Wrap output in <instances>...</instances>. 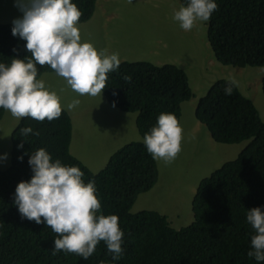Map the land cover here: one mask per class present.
Returning <instances> with one entry per match:
<instances>
[{
    "label": "trees",
    "instance_id": "trees-1",
    "mask_svg": "<svg viewBox=\"0 0 264 264\" xmlns=\"http://www.w3.org/2000/svg\"><path fill=\"white\" fill-rule=\"evenodd\" d=\"M186 4L187 0H178ZM81 11L77 24L87 22L97 0H73ZM218 8L205 22L207 40L214 59L224 66L264 69V0H216ZM11 24H0V62L30 57L25 41L11 34ZM37 78L53 73L47 64H37ZM131 77L125 81L124 76ZM101 93L107 103L124 113H136L140 136L155 125L161 112L180 119V107L192 91L186 73L171 64L123 61L107 73ZM232 79L218 80L199 99L194 115L218 144L237 145V155L199 183L191 205L193 222L171 227L164 215L151 210L131 211L140 194L157 182L156 160L143 142H129L113 153L103 169L91 173L70 152L72 123L62 109L58 118L37 121L29 116L10 135V162L0 168V264H258L247 256L254 229L246 212L264 206V121L252 100L238 90L223 91ZM261 91L264 96V77ZM4 109L0 108V120ZM31 126L39 135L21 133ZM22 144L18 148L17 145ZM43 147L53 159L76 165L84 180L95 182L100 211L116 214L124 232L121 258L111 254L100 241L96 250L83 259L76 253L52 252L57 235L44 223L23 218L14 203V189L32 175L29 155ZM264 210V208H262ZM264 264V262H259Z\"/></svg>",
    "mask_w": 264,
    "mask_h": 264
},
{
    "label": "clouds",
    "instance_id": "clouds-1",
    "mask_svg": "<svg viewBox=\"0 0 264 264\" xmlns=\"http://www.w3.org/2000/svg\"><path fill=\"white\" fill-rule=\"evenodd\" d=\"M14 5L22 15L12 20L11 34L25 41L24 47L31 55L24 59L12 58L10 63L0 62V108L19 118L13 130L25 116L51 121L61 114L60 96L50 90L44 80L37 78V64H47L76 93L100 96L107 73L116 71L121 60L117 52L106 53L97 50L91 42L81 41L77 27L81 11L73 0H14ZM217 8L216 0H187L178 10H173L172 19L181 29L189 31L196 21L207 22ZM123 78L125 81L131 79L128 75ZM235 83L232 79L225 85L226 95H231ZM251 87L256 89L257 84ZM79 104L76 97L64 107L71 110ZM182 132L175 114L161 112L155 125L144 134L145 149L153 159L171 163L181 151ZM21 133L39 135L31 126L23 127ZM27 162L32 175L16 184L14 203L23 218L44 223L57 234L53 238V254L72 252L88 259L96 245L103 241L111 261L119 260L124 252V232L116 214L104 215L100 211L94 180L85 182L84 172L78 166L53 159L43 147L32 152ZM193 199L194 196L191 205ZM262 208L264 206H255L246 212V221L254 229L247 256L258 264L264 262Z\"/></svg>",
    "mask_w": 264,
    "mask_h": 264
},
{
    "label": "rangeland",
    "instance_id": "rangeland-1",
    "mask_svg": "<svg viewBox=\"0 0 264 264\" xmlns=\"http://www.w3.org/2000/svg\"><path fill=\"white\" fill-rule=\"evenodd\" d=\"M180 6L178 0H97L91 18L77 24L82 42H91L97 50L106 53L117 52L121 62L171 64L186 73L192 97L180 107L181 151L171 163L156 160V184L140 194L131 209L165 215L175 228L193 222L191 200L198 184L225 162L232 161L240 147L218 144L210 137L194 115L199 99L216 81L234 79L238 90L252 100L264 121L260 82L264 69L241 70L217 62L207 40L205 22L196 21L191 30L185 31L172 19L173 10ZM21 15L14 0H0V24H11ZM39 79L60 96L62 109L72 123L70 152L91 173L103 169L109 157L125 144L143 142L135 127L136 114L111 107L102 93L80 95L55 72L44 73ZM252 84H257L256 89H252ZM76 97L80 100L77 107L71 110L64 107ZM18 119L5 109L0 121V168H6L10 162L7 150Z\"/></svg>",
    "mask_w": 264,
    "mask_h": 264
}]
</instances>
